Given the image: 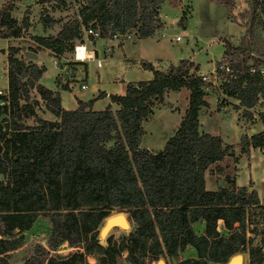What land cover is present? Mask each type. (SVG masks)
<instances>
[{
  "label": "trees",
  "instance_id": "obj_1",
  "mask_svg": "<svg viewBox=\"0 0 264 264\" xmlns=\"http://www.w3.org/2000/svg\"><path fill=\"white\" fill-rule=\"evenodd\" d=\"M16 1L7 0L0 9V39L20 38L30 28L28 17L21 25L12 17ZM57 1L66 7L64 0ZM77 1V14L55 36H33L35 47L29 51L38 55L50 50L63 58L75 43L84 42L83 30L89 28L104 40L127 33L149 38L156 33L164 0ZM246 2L251 11L240 17L249 18L251 26L240 46L224 41L223 59L216 65L225 62L230 67L223 93L251 120L249 110L264 100V44L254 30L259 24L264 32V0ZM186 18L182 14L178 25L184 27ZM42 23L46 30L56 21L45 16ZM20 51L8 50L7 96H0L5 102L0 105V264H9L8 256L24 245L25 233L40 217L48 219L50 235L26 264H87V257L98 264H117L122 253L129 264H156L161 259L169 264L189 249L195 258L172 264H227L242 253L248 264H264V205L257 192L251 186L235 187L228 177L231 188L206 189L208 168L229 157L237 164L238 157L233 145L200 131L201 111L208 103L198 66L183 60L161 71L142 63L153 78L127 83L123 96L110 95L118 110L108 106L93 111L94 101L106 96L100 93L67 111L59 92L41 85L44 65L24 55L18 59ZM55 83L59 85L58 77ZM182 89L189 98L177 130L160 151L142 149L143 124L155 105L163 103L167 93ZM32 91L36 97L30 100ZM40 104L53 119L38 115ZM30 119L33 124L27 125ZM258 120L263 130L240 137L241 154L264 147V113ZM113 212L127 214L130 231L119 244L110 238L102 243L99 232ZM256 219L255 227H263L253 245L247 234ZM196 225H202L200 232ZM64 244L78 251L61 257L57 249Z\"/></svg>",
  "mask_w": 264,
  "mask_h": 264
},
{
  "label": "rangeland",
  "instance_id": "obj_2",
  "mask_svg": "<svg viewBox=\"0 0 264 264\" xmlns=\"http://www.w3.org/2000/svg\"><path fill=\"white\" fill-rule=\"evenodd\" d=\"M7 0H0V9L5 5ZM66 7H61L57 0H18L14 3L12 17L16 19L18 25H21L23 17H28L30 28L25 30L20 38L0 39V90H6L7 79V56L11 47H24L28 50L35 47L32 37L36 35L56 34L60 26L46 29L43 27L42 20L45 16L59 21H65L75 16L79 9L77 0H64ZM251 11V4L246 0H164L160 4L159 15L157 17L156 33L146 39L123 40V39H99L96 40L95 48L99 52L98 59L103 60L102 68H96L95 62L88 63V87L86 91L77 88V94L82 98L90 100V85L101 79L102 84L108 90L115 88L114 81L116 79L129 78L131 80H141L148 75L142 76L139 68L135 67L136 61L140 59L155 61L160 69H166L170 66H178L183 60L190 61L198 66L199 73L209 74L214 70L216 64L223 58L225 51L224 41L230 42L233 46L238 47L241 38L250 27V20L241 19L240 14ZM182 14L187 16L185 26L178 25V21ZM262 17L259 15L258 19ZM255 33L264 44V32L259 24H255ZM180 37V41H175V37ZM84 40H88L84 37ZM121 43V44H120ZM29 51V50H28ZM107 52V55L103 52ZM47 53V52H46ZM42 54L38 52V60L46 68L45 73L40 79L41 85L54 90L56 85L54 79L57 71L51 67V53ZM65 61H61V65L68 66L73 69L74 60L71 52L66 53ZM86 56L85 53L79 52L78 59ZM16 57L24 59L23 53L20 51ZM59 60V59H58ZM129 65V68H127ZM62 67V66H61ZM264 74V69L261 70ZM85 80V75L83 77ZM80 80V78H79ZM77 87L81 82L75 83ZM205 89V100L211 104L212 112L207 107L203 109L200 115L202 123L200 131L211 133V135H220L226 141V144H233L238 141L240 136L237 133L238 125L235 114L232 110H236L233 106L235 100L227 98L223 90L207 85ZM73 94H65L63 101L65 106H71ZM189 95L187 90L182 89L180 92H169L165 96V100L161 104H156L152 115L143 124V137L140 147L152 152L160 151L165 142L177 130L185 110L188 106ZM34 91L30 94V100L35 99ZM228 106V107H227ZM37 110L38 115L43 119H53L52 116L44 112V105L40 104ZM103 107V103L96 106ZM227 107L225 110L224 108ZM241 115V114H240ZM27 125L33 124V119L25 121ZM228 126H227V125ZM224 128L225 131H222ZM227 126V127H226ZM222 131V132H220ZM223 140V141H224ZM234 146V145H233ZM240 153L239 143L237 144ZM235 149V146H234ZM238 153V154H237ZM235 165L233 158H226L224 161L217 163L205 172V185L210 191H216L219 188H231L232 185L227 182L226 177L233 181L235 175ZM238 185L247 186L251 181V189H254L264 202V153L259 149L253 150L249 156L244 155L238 166ZM264 211V210H263ZM119 214L113 212L111 216ZM126 217L127 214L123 213ZM264 214V212H263ZM257 220H254L253 226L249 227L247 237L252 238L253 245L258 243L261 237L260 231L263 225L257 226ZM221 233H224L222 227H218ZM195 229L200 232L202 225H196ZM253 230V232H252ZM51 226L47 218L40 217L31 229L25 233L24 245L17 251L8 256L9 264H26L33 256H36V246L45 245L50 235ZM130 231V229H129ZM129 231L119 228L112 229L107 238L112 243L119 244L122 239L126 238ZM255 231L258 233L255 234ZM104 243L105 241H101ZM78 249L70 248L67 244L61 245L57 249V254L66 257L70 253H74ZM243 255V264H248V256ZM126 253H122L117 258V264H129L125 259ZM195 253L189 249L180 254L173 262H179L185 259L195 258ZM87 264H98L94 257L86 258ZM155 264V263H154Z\"/></svg>",
  "mask_w": 264,
  "mask_h": 264
},
{
  "label": "crops",
  "instance_id": "obj_3",
  "mask_svg": "<svg viewBox=\"0 0 264 264\" xmlns=\"http://www.w3.org/2000/svg\"><path fill=\"white\" fill-rule=\"evenodd\" d=\"M77 2L79 3V6H80V2L79 1H77ZM53 20L56 21V24L54 25V27L60 26V28H59V30H60L62 25L68 19L65 20V21H59V20H56V19H53ZM59 30L56 32V34L59 32ZM56 34L50 33L49 35L55 36ZM42 36H48V34L47 35H42ZM135 39L139 40V38L136 37V36H135ZM84 44L87 46V48L90 51H92L94 53V59L89 60L87 62H95L96 63V68L100 70L102 68L103 60L98 59L99 52L95 48H93L96 43L94 41H91V40H84ZM46 52L47 53L48 52L51 53L50 50L42 49V50L39 51V53L48 55ZM103 53H105V55H107V52L104 51ZM50 59H51V67H52V63L54 61H57V63L59 64V66L57 68H53L52 67L53 70L57 71L56 77H58V80H59V85H56V83H55L56 77H55L54 83L56 85V88L54 90L59 92L60 98H61V106H62L63 109H65L67 111L76 110L78 108V101L86 103V102H88L90 100L96 99L100 93H105L106 96L104 98H99V99L95 100L94 103H93V106H92V110L93 111H103L108 106H110L113 111H116V110H118V106L116 104L111 103L110 98H109L110 95L123 96L125 94L126 84L127 83H129V82H138V81H149V80H151L153 78L152 72L149 71V70L144 69L142 67V63L151 64L155 69H158V70H161V71H166L168 69V68L160 69L155 64V61L140 59L139 61H136L135 67L140 69L142 76H145V74H146V75H148L147 77H144L141 80H137V79L131 80L129 78L116 79L114 81V83L116 85H115V88H113V90H108L107 87H105L102 84L101 79H98L97 82L89 84L90 85V89H91V93H90L91 94V98H90V100H87L88 98L87 99L82 98L81 95L77 94V92L74 93V91H77V88H79L81 91H86V90L89 89V87H88V65H87L88 63L75 62V63H73L74 64L73 65V69L71 70L68 66L61 65V61L60 60H64L65 61V56H63V58H59V60H58V58H56L55 55L51 53ZM82 59H84V58H82ZM78 63H80V64H78ZM98 64H100V65L98 66ZM127 68H129V65H127ZM83 73L85 75V80H84V78H82L83 77ZM79 78H80V80H79ZM76 82H81L79 87H77V85L75 84ZM62 85H67L68 90H62L61 89ZM82 86H85V88L82 89ZM65 94H73L72 95L73 96L72 97V102L70 104L71 106H69V107L65 106L64 101H63V96ZM187 96H189V95H187ZM99 103H103V107H98L97 108L96 106ZM207 103H208V107L210 108L209 109L210 112H212L210 102L207 101ZM237 105H238V102L235 101V103H233V106L236 107ZM227 107H225L224 109L226 110ZM242 111H243L242 108H240V109L236 108V110H232V113L235 114V118H236L237 125H238V129H237L238 135L240 137L242 135H246L247 137H250L251 135H253L252 134L253 130H255V133L261 132L263 130V126L260 124V122L258 120V114L259 113H264V100L260 99L258 104L254 108L249 110L252 113V116H253L251 120H247V119L243 118L242 117ZM200 125H202L201 122H200ZM225 130L226 129L223 126L222 131H225ZM222 131H220V132H222ZM209 134H211V133H209ZM214 136H219V137L222 138L221 133H220V135H214ZM239 141H240V138H239L238 141H235L233 144H229V145H234L235 146V149H234L235 152H238L237 151L238 150L237 144L239 143ZM224 142L226 143L225 140H224ZM253 150H255V149L250 148L248 154H241V153L238 154L237 153L238 155H236V157H238V163L234 164L235 165V167H234L235 169L234 170L236 171L235 172L236 177L233 179V181H234V186L235 187H241V185H238V183H237V177H238L237 171L239 170L238 166L241 163L242 157L244 155L249 156L251 154V152H253ZM259 150L263 151V153H264V147L262 149H259ZM251 184H252V182L250 181L247 186H242V187H249V186H251ZM206 189L208 190V188H206ZM258 198H259L260 204L264 205V202H262V200L260 199L259 195H258Z\"/></svg>",
  "mask_w": 264,
  "mask_h": 264
},
{
  "label": "built area",
  "instance_id": "obj_4",
  "mask_svg": "<svg viewBox=\"0 0 264 264\" xmlns=\"http://www.w3.org/2000/svg\"><path fill=\"white\" fill-rule=\"evenodd\" d=\"M84 37L86 39L89 40V38H92L94 42H96V40L102 39L101 38V34L97 31L94 30L92 28L89 29H85L83 30V40ZM135 37L134 34H130L127 33L123 36H120L118 34L113 35L112 39L117 40V39H123V40H131ZM175 41L179 42L180 41V37H175ZM79 52H83L86 54V56L84 57V59H80L78 60V54ZM72 55L75 61L77 62H87L89 60L94 59V53L92 51H90L87 46L83 43H75L74 47H73V51H72ZM100 64H98L99 66ZM59 66V64L57 63V61H54L52 63V67L53 68H57ZM231 69L230 67L225 63L222 62L220 65H216L214 70L211 71L209 74H205V73H198L203 85L206 87L207 85L216 87L218 89L222 90V83L225 82L226 80V76L228 74H231ZM262 72V71H261ZM85 86H82V89H84ZM0 96H7V91H1L0 90ZM5 102L0 100V105H4ZM154 264V263H153Z\"/></svg>",
  "mask_w": 264,
  "mask_h": 264
},
{
  "label": "water",
  "instance_id": "obj_5",
  "mask_svg": "<svg viewBox=\"0 0 264 264\" xmlns=\"http://www.w3.org/2000/svg\"><path fill=\"white\" fill-rule=\"evenodd\" d=\"M251 26V23H250ZM21 51L27 60L35 61L38 65H41L42 63L38 60V55L26 50L24 47L21 48ZM255 133V130L252 131V134ZM251 191V189H250ZM119 228L125 231H129L130 226L127 221L126 216L123 213L116 214L114 216H110L108 219H106L103 227L101 228L99 232V238L101 241H105L109 232L114 229ZM156 264H165L164 260H159ZM227 264H243V255L237 254L230 258Z\"/></svg>",
  "mask_w": 264,
  "mask_h": 264
},
{
  "label": "bare ground",
  "instance_id": "obj_6",
  "mask_svg": "<svg viewBox=\"0 0 264 264\" xmlns=\"http://www.w3.org/2000/svg\"><path fill=\"white\" fill-rule=\"evenodd\" d=\"M78 59V58H77ZM79 60V59H78Z\"/></svg>",
  "mask_w": 264,
  "mask_h": 264
}]
</instances>
